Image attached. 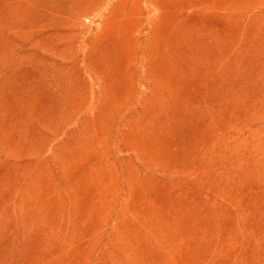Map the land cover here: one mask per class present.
<instances>
[{
  "label": "rangeland",
  "instance_id": "374dc122",
  "mask_svg": "<svg viewBox=\"0 0 264 264\" xmlns=\"http://www.w3.org/2000/svg\"><path fill=\"white\" fill-rule=\"evenodd\" d=\"M0 264H264V0H0Z\"/></svg>",
  "mask_w": 264,
  "mask_h": 264
}]
</instances>
